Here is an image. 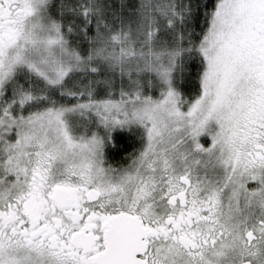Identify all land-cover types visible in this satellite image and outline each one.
Returning a JSON list of instances; mask_svg holds the SVG:
<instances>
[{"label":"snow or ice","instance_id":"6c2138e0","mask_svg":"<svg viewBox=\"0 0 264 264\" xmlns=\"http://www.w3.org/2000/svg\"><path fill=\"white\" fill-rule=\"evenodd\" d=\"M0 264H264V0H0Z\"/></svg>","mask_w":264,"mask_h":264}]
</instances>
